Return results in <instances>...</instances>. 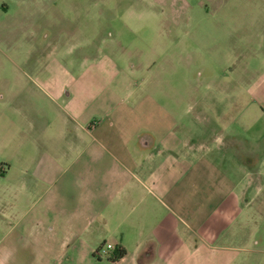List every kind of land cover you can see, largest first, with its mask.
Returning <instances> with one entry per match:
<instances>
[{
    "label": "crops",
    "instance_id": "obj_1",
    "mask_svg": "<svg viewBox=\"0 0 264 264\" xmlns=\"http://www.w3.org/2000/svg\"><path fill=\"white\" fill-rule=\"evenodd\" d=\"M95 39L90 66L50 61L40 79L34 98L62 103L54 138L14 125L42 152L0 166V264H264V203L248 198L264 189V71L246 82L229 63L193 104L152 63L137 82Z\"/></svg>",
    "mask_w": 264,
    "mask_h": 264
},
{
    "label": "rangeland",
    "instance_id": "obj_2",
    "mask_svg": "<svg viewBox=\"0 0 264 264\" xmlns=\"http://www.w3.org/2000/svg\"><path fill=\"white\" fill-rule=\"evenodd\" d=\"M91 36L100 54H108L137 82L152 63L153 75L178 80L194 104L210 80L229 73V63L240 65L246 82L264 71V0H0V166L10 164L24 145L23 155L42 152L14 133V125L39 122L37 129L47 128L48 138H54L60 118L56 105L62 103L34 98L41 93L39 82L48 76L50 61H72L76 55L88 57L86 66L96 61L98 50L87 47ZM161 100L172 107L170 99ZM180 106L185 108V101ZM250 118L245 115L244 121ZM255 123L264 127V120ZM52 143L43 151L58 154ZM10 182L0 179V188ZM248 198L263 204L264 189Z\"/></svg>",
    "mask_w": 264,
    "mask_h": 264
},
{
    "label": "built area",
    "instance_id": "obj_3",
    "mask_svg": "<svg viewBox=\"0 0 264 264\" xmlns=\"http://www.w3.org/2000/svg\"><path fill=\"white\" fill-rule=\"evenodd\" d=\"M113 250H114V247L112 245H105L104 247L98 249V251L96 252V255L107 258L109 253Z\"/></svg>",
    "mask_w": 264,
    "mask_h": 264
},
{
    "label": "trees",
    "instance_id": "obj_4",
    "mask_svg": "<svg viewBox=\"0 0 264 264\" xmlns=\"http://www.w3.org/2000/svg\"><path fill=\"white\" fill-rule=\"evenodd\" d=\"M124 254H125V253H124L123 250H115V251L113 252L112 260L119 259V258H121Z\"/></svg>",
    "mask_w": 264,
    "mask_h": 264
}]
</instances>
